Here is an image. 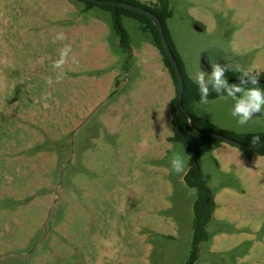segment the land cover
Wrapping results in <instances>:
<instances>
[{"label":"rangeland","instance_id":"obj_1","mask_svg":"<svg viewBox=\"0 0 264 264\" xmlns=\"http://www.w3.org/2000/svg\"><path fill=\"white\" fill-rule=\"evenodd\" d=\"M163 1L189 77L215 63L232 66L229 81L236 66L264 74V0ZM135 2L161 10L159 0ZM119 22L126 45L100 5L0 0V264L191 262L198 194L171 168L174 155L187 172L191 161L169 141L175 86L147 24ZM66 44L79 64L69 59L57 83ZM233 105L218 97L191 109L237 134L264 133V111L240 126ZM199 167L222 215L193 264H264V157L207 145Z\"/></svg>","mask_w":264,"mask_h":264},{"label":"trees","instance_id":"obj_2","mask_svg":"<svg viewBox=\"0 0 264 264\" xmlns=\"http://www.w3.org/2000/svg\"><path fill=\"white\" fill-rule=\"evenodd\" d=\"M76 1L84 2L88 9L98 5L90 0H76ZM101 1H105L106 3L100 6L108 10H111L114 13L116 24L121 34V43L123 45H126L127 35L123 31L119 22L120 17L122 15H129L138 18L147 24V27L151 30V32L154 35L153 43L160 51L163 57L164 65L173 79L176 88V94L171 101L173 136L169 139V141L181 143L187 149L191 157V161H190V169L185 177V182L189 187L196 189L198 194L197 200L194 205V213H195L194 249H193L191 262L189 263V264H193L197 260V255L200 245L209 239L208 226L213 219V214L216 209L214 192L208 185L205 184L203 172L199 167L200 150L203 146L212 145L215 147H219L222 143H224L220 140L214 139L213 137L204 135L203 132L212 131L218 134H222L247 146H252L251 141L254 136H259L261 138L259 143L264 142V133L237 134L235 132L219 128L214 123L197 116L192 111L191 104L200 101V93L197 85L185 73L183 67V61L180 55L177 53L172 40L170 39L169 32L165 24V20L172 16V11L169 10L168 3H165L163 0H159L161 2L159 3V6H161V10L159 9L160 11L159 12L158 10L149 8L147 6H142L138 2H135V0H101ZM119 2L131 3L135 6L143 7L153 12L161 19L170 48L180 66L185 81V91H184L182 103L180 102L179 99L178 78L176 76L174 67L172 66L166 54V51L163 47L158 29L148 17L132 11L118 8L116 4ZM226 76L228 78V81L233 77V76H229L228 72L226 73ZM258 79L264 80V74L259 76ZM229 83L232 82L229 81ZM258 87L264 88V84H259ZM216 98H218V96L214 92H212L209 96V100H213ZM238 148L241 151H243L247 156V158L249 159H251L255 153L264 157V146L258 150L245 149L241 147Z\"/></svg>","mask_w":264,"mask_h":264},{"label":"clouds","instance_id":"obj_3","mask_svg":"<svg viewBox=\"0 0 264 264\" xmlns=\"http://www.w3.org/2000/svg\"><path fill=\"white\" fill-rule=\"evenodd\" d=\"M66 36L63 32L58 33L55 40H64ZM72 47L66 44L59 52V58L53 62V68L57 69L56 82L59 83L65 78L64 66L69 59L73 64H79L75 55L70 57ZM233 70L229 64L215 63L211 65V71L197 69L190 78L197 85L200 93V104L207 105L212 92L221 99L231 98L234 105L231 115L236 118L238 125L244 126L253 119L254 116L264 111V89L258 87V75H253L250 70L236 66L235 71L239 72L237 83H229L226 73ZM52 81L49 80L48 83ZM249 85H251L249 87ZM259 136H254L251 143L256 145L260 141ZM171 168L177 174L187 175L185 160L174 155L171 159Z\"/></svg>","mask_w":264,"mask_h":264},{"label":"water","instance_id":"obj_4","mask_svg":"<svg viewBox=\"0 0 264 264\" xmlns=\"http://www.w3.org/2000/svg\"><path fill=\"white\" fill-rule=\"evenodd\" d=\"M90 1H92L98 5H103L106 3L105 1H101V0H90ZM116 6L118 8H122V9H125L128 11H132V12L144 15V16L148 17L154 23V25L158 29L160 39L162 41L163 47L166 51V54H167L172 66L174 67V70L176 72V76L178 78V83H179V99H180V102L182 103V99H183V95H184V91H185V81H184L180 66H179V64H178V62H177V60H176V58H175V56H174V54L170 48V45H169V42L167 40L165 30H164V26H163L161 19L156 14H154L153 12H151V11H149L143 7L135 6L131 3L119 2L116 4ZM195 28L198 31L203 30V28L198 24L195 26ZM204 65L207 67V64H204ZM238 79L239 78H233L231 80V82L232 83L238 82ZM258 81H259V84H264L263 79H258ZM203 134L206 136L213 137L214 139L220 140L224 143H229V144H232L236 147H241V148H245V149L258 150L264 146V142L259 143L257 145H252V146L243 145V144L239 143L238 141H236L230 137H227L225 135L218 134V133H215L212 131H205V132H203Z\"/></svg>","mask_w":264,"mask_h":264},{"label":"crops","instance_id":"obj_5","mask_svg":"<svg viewBox=\"0 0 264 264\" xmlns=\"http://www.w3.org/2000/svg\"><path fill=\"white\" fill-rule=\"evenodd\" d=\"M152 46V48H154V47H156L155 45H154V43L151 45ZM157 48V47H156ZM158 49V48H157ZM154 50V49H153ZM152 52H154V51H152ZM160 52V51H159ZM166 68V67H165ZM167 70V69H166ZM168 71V70H167ZM170 74V73H169ZM171 76V75H170ZM169 83H172L173 84V86H175L174 85V82H173V79H172V77H171V79H169ZM175 94H176V92H175V87H171V98H170V110H171V101H172V99L175 97ZM217 126V125H216ZM219 127V126H218ZM220 128V127H219ZM221 129H223V128H221ZM224 130H228V129H224ZM228 131H230V130H228ZM171 138V137H170ZM169 138V139H170ZM225 146V143H222L219 147H215V148H219V149H222L223 147ZM254 158V155H253V157L251 158V159H253ZM189 169H190V166H189ZM189 171V170H188ZM188 173V172H187ZM214 196H215V203H216V209H215V212H214V214H213V217H216V218H219V217H221V215H222V213H220V210H221V206H222V204L220 203V201H219V197H222L221 195H219V196H217V195H215L214 194ZM213 220V219H212Z\"/></svg>","mask_w":264,"mask_h":264}]
</instances>
